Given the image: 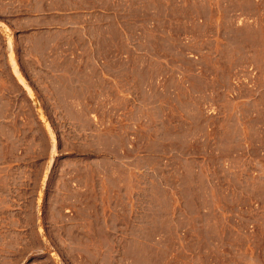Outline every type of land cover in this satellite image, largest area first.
<instances>
[{
  "label": "rangeland",
  "instance_id": "rangeland-1",
  "mask_svg": "<svg viewBox=\"0 0 264 264\" xmlns=\"http://www.w3.org/2000/svg\"><path fill=\"white\" fill-rule=\"evenodd\" d=\"M233 259L264 264V0H0V264Z\"/></svg>",
  "mask_w": 264,
  "mask_h": 264
},
{
  "label": "crops",
  "instance_id": "crops-1",
  "mask_svg": "<svg viewBox=\"0 0 264 264\" xmlns=\"http://www.w3.org/2000/svg\"><path fill=\"white\" fill-rule=\"evenodd\" d=\"M40 28H45V26H42ZM52 35L50 32L48 31H39V32H35L33 33L32 37L27 38V42L29 43H37L39 44L41 48H31L32 50H36L35 53H33L30 56H35V57H50L51 54H53V47H54V42L51 39ZM40 50V51H39ZM52 52V53H49ZM139 68H137V72H139ZM56 76V80L60 81V79H63V85L62 88L65 90L67 89L68 92V96L67 98L64 99L63 103H68L69 106L75 107L73 113L75 115H80L81 111L78 110V106L83 105V107H85L86 105V95H85V90H86V84L80 80L79 78H77V72L76 69H72L69 68L67 70H58L55 73ZM83 74L87 76V72L84 69ZM132 83L134 84L135 88H140V83L139 81H135L133 79ZM60 86V85H59ZM84 92H83V91ZM78 92V97L76 96V93ZM67 99V102L65 101ZM83 99V100H82ZM70 100V101H69ZM39 104V103H38ZM85 110V109H84ZM188 185L190 186H198V190H199V211L197 210L196 215L199 216V232H203V233H207L208 231L206 230L205 226L207 224V220L212 216L211 213L205 214V205H206V194H205V188H204V184L203 181L200 180H192L188 183ZM168 208V213L169 214H181V208L175 210V208L168 204L167 206ZM207 210V209H206ZM207 213V212H206ZM248 222V221H247ZM247 222H241L239 221V219H237L234 215L233 220L230 221L229 218V223H228V227L226 232L229 234H237V235H244L243 239L248 237L246 236V234H249V227L247 224ZM204 227V228H201ZM248 227V229H247ZM247 239V238H246ZM248 242V241H247ZM244 245H239L237 248L240 249L242 247H246V240L243 243ZM236 247V246H234ZM235 262V260L233 259L229 264H233Z\"/></svg>",
  "mask_w": 264,
  "mask_h": 264
},
{
  "label": "bare ground",
  "instance_id": "bare-ground-1",
  "mask_svg": "<svg viewBox=\"0 0 264 264\" xmlns=\"http://www.w3.org/2000/svg\"><path fill=\"white\" fill-rule=\"evenodd\" d=\"M52 141V140H51ZM53 143V142H52ZM54 144V143H53Z\"/></svg>",
  "mask_w": 264,
  "mask_h": 264
}]
</instances>
